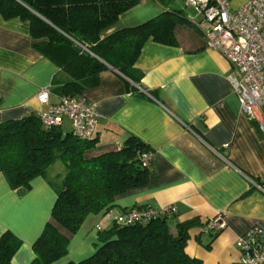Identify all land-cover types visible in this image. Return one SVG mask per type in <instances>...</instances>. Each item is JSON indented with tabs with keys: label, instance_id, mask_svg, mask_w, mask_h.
I'll use <instances>...</instances> for the list:
<instances>
[{
	"label": "crops",
	"instance_id": "0c3cea01",
	"mask_svg": "<svg viewBox=\"0 0 264 264\" xmlns=\"http://www.w3.org/2000/svg\"><path fill=\"white\" fill-rule=\"evenodd\" d=\"M245 1L229 0L233 9ZM173 9L194 15L182 0H167L166 7L157 0H139L100 35L137 26ZM172 34V44L145 40L134 63L142 74L138 84L109 67L99 72L95 85L77 95L95 103L98 114L92 135L98 142L86 157L117 150L129 135L154 156L146 183L116 195L107 213L88 214L74 233L57 225L67 237V253L53 264L91 255L97 232L135 205L173 206L175 211L166 219L171 230L179 222H191L185 252L201 264H239L235 241L254 226L261 228L264 240V132L242 111L231 82V65L207 48L199 28L184 19L174 24ZM35 42L29 21L0 14V121L43 110L36 98L39 88L51 90L53 82L69 80L35 49ZM57 98L51 93V102ZM60 127L69 131L70 121L63 119ZM53 164L47 178H33L23 193L11 189L0 173V234L8 230L21 240L11 264L33 259L31 245L51 221L56 193L50 183H58L65 171L49 174ZM217 214L224 227L205 229Z\"/></svg>",
	"mask_w": 264,
	"mask_h": 264
},
{
	"label": "trees",
	"instance_id": "16d2710c",
	"mask_svg": "<svg viewBox=\"0 0 264 264\" xmlns=\"http://www.w3.org/2000/svg\"><path fill=\"white\" fill-rule=\"evenodd\" d=\"M166 7L167 0H157ZM139 0H0L4 19L29 21L34 47L69 75L53 82L56 97L77 96L95 85L99 72L115 69L138 84L141 73L134 67L145 40L172 44L175 23L186 20L181 10L164 12L137 26L116 30L104 37L101 32ZM140 93L139 91H137ZM98 140L79 138L60 126L44 129L35 111L19 119L0 121V173L9 187L18 192L30 188L37 176L47 178L55 161L65 171L58 183L51 182L56 198L41 233L32 243L33 259L28 264H53L67 253V237L77 231L88 214L107 213L116 195L143 186L150 165L142 166L138 154L148 150L129 135L115 151L86 157ZM135 205L134 207H142ZM168 214L113 224L97 232V246L88 257L66 264H201L185 252L191 222H179L171 230ZM21 240L6 230L0 234V264H11Z\"/></svg>",
	"mask_w": 264,
	"mask_h": 264
},
{
	"label": "built area",
	"instance_id": "2783aa9c",
	"mask_svg": "<svg viewBox=\"0 0 264 264\" xmlns=\"http://www.w3.org/2000/svg\"><path fill=\"white\" fill-rule=\"evenodd\" d=\"M193 10L190 23L199 28L206 46L217 51L232 67L231 82L244 114L264 132V0H246L231 8L229 0H182ZM49 86L39 88L36 98L45 108L35 111L44 129L70 121V131L79 138L93 135L98 121L96 104L80 96H60L50 100ZM154 152L138 154L142 166H149ZM173 206L153 209L150 206L130 207L114 218L118 224H131L160 214L173 213ZM224 227L217 214L204 228L218 231ZM239 264L264 263L262 230L254 226L237 237Z\"/></svg>",
	"mask_w": 264,
	"mask_h": 264
},
{
	"label": "rangeland",
	"instance_id": "374dc122",
	"mask_svg": "<svg viewBox=\"0 0 264 264\" xmlns=\"http://www.w3.org/2000/svg\"><path fill=\"white\" fill-rule=\"evenodd\" d=\"M56 169H58V170L60 169V170H62V171L65 170L64 165L62 164V162H60V161H56V162L53 164V166L50 167L49 174L53 173V171L56 170Z\"/></svg>",
	"mask_w": 264,
	"mask_h": 264
}]
</instances>
